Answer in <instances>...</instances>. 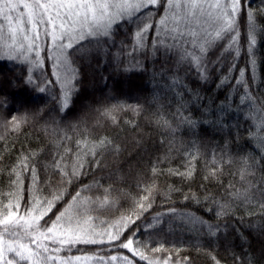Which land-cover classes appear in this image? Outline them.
I'll return each instance as SVG.
<instances>
[{
  "label": "trees",
  "instance_id": "trees-1",
  "mask_svg": "<svg viewBox=\"0 0 264 264\" xmlns=\"http://www.w3.org/2000/svg\"><path fill=\"white\" fill-rule=\"evenodd\" d=\"M165 4L166 0H162L161 6L145 10L152 13L153 27L146 34L143 49L133 51L135 25L124 23L115 34V44L109 42L104 46L106 52L94 48L90 55L74 57L77 78L73 85L78 91L64 113L59 111L55 99L60 96L61 88L52 75L54 62L48 59L47 37L42 41L44 65L31 72L37 83L45 82L41 85L47 89L44 93L36 90L35 85L25 86L30 64L20 62L19 58L0 59V97L6 98V104L0 106V121L42 110L41 116L23 125L19 132L0 126L3 137L0 139V208L9 200L18 201L19 214H24L37 201L39 209H46L48 201H53L51 210L40 220L41 226L50 227L77 191L96 197L102 196L103 189L110 186L113 204L90 213L93 227L103 231L122 216L132 215L135 223H129L127 228L120 225L121 240L132 238L133 247L140 248L148 257L171 256L173 261L190 257L187 264H214L215 256L221 264H264V209L259 207V196L253 203L228 196L230 190L247 187L249 180L258 189H264V0H242L237 21L238 45L223 51L228 44L225 38L208 49L203 62L206 79H201L187 55L196 49L190 44L176 45L162 27H157ZM249 11L253 14L256 37L251 53ZM116 57L121 67H117ZM136 61L140 62L139 67H134ZM124 68L129 70L126 72ZM241 70H244L243 78ZM237 79L247 83V90L244 83H236ZM12 80L19 82L16 87L10 85ZM249 96L253 99L249 100ZM112 105L123 106L117 112V123L103 119L97 123L96 110ZM128 105H139V114ZM86 114L85 129L80 125ZM64 133L72 136L68 142L72 148L76 139L87 134L93 138L107 136L121 150L118 154L106 153L100 167L90 162L83 175L72 177L69 182L67 176L50 167L53 154L60 151L55 145ZM33 154L35 159L30 161V167L32 164L36 167L35 181L30 170L21 168L17 171L22 184H14L13 168L22 156ZM191 156L197 157L192 161L195 171L191 179L170 174L169 169L183 172ZM245 158L249 164H255V174L242 181ZM214 159L220 172L217 178L206 180ZM159 160L163 161L159 164L161 171L153 176L152 166ZM153 181L158 191L152 208L136 219L132 214L136 201L146 194L142 191L144 184ZM230 185L235 187L230 189ZM193 194L197 199L192 198ZM57 196L61 198L54 199ZM218 202L229 203L225 215H217ZM170 209H175L174 215L169 214ZM157 214H160L159 223ZM184 217L206 221L218 227L219 232L213 236L206 227ZM148 224L153 226L148 228ZM160 245L164 251H152ZM52 247L61 249L50 254L62 260L92 257L93 264H105V261L113 264L108 257L127 256L133 264H148L127 249L107 242ZM115 264L124 262L118 259Z\"/></svg>",
  "mask_w": 264,
  "mask_h": 264
},
{
  "label": "snow or ice",
  "instance_id": "snow-or-ice-1",
  "mask_svg": "<svg viewBox=\"0 0 264 264\" xmlns=\"http://www.w3.org/2000/svg\"><path fill=\"white\" fill-rule=\"evenodd\" d=\"M161 3L162 0H0V53H2L0 59L6 57L8 60H16L19 58L22 63L30 64L29 75L24 82L25 86L35 85L36 90L44 93L47 89L41 85L45 82L37 83L31 72L44 65V60L41 57L42 41L47 37L50 41L48 59L54 61L52 75L61 88L60 96L55 99L59 104V111L64 113L70 108L72 97L78 91V88L73 85V81L77 78L76 69L73 67L74 57L90 55L94 48L98 52H106L104 46L109 42L115 44V34L119 31V26L124 23L135 25L133 51L143 49L146 34L153 27L152 13L145 10L157 8L161 6ZM241 8L242 0H166L164 14L160 17L157 27H162L164 32L176 42V45L190 44L193 49H196L191 53H187V50L185 52L191 57L201 79H206V68L203 67V62L208 49L217 41L225 38H227L228 44L223 47V51H229L234 45H238L240 32L237 21ZM248 23L249 52L251 53L256 44L255 25L251 11L248 12ZM153 46L155 47V44ZM174 46L170 45L169 47ZM129 54L131 55V53ZM236 54L239 55L238 47ZM33 55L34 59H31L30 57ZM181 59H185V55H181ZM114 60L117 67H121L119 58L116 57ZM139 66L140 62L136 61L134 67ZM128 70V68H124V71ZM69 73L71 74L69 75ZM243 76L244 70H241L240 77L243 78ZM18 83L16 80L10 81L12 87H16ZM47 83L51 84V81H47ZM236 83L238 85L244 83L247 90L248 85L243 79H237ZM248 99L252 100L253 98L249 96ZM4 104H6V98L0 97V106ZM128 107L139 114V105H128ZM122 108V105H112L102 110L97 109L96 122L100 123L103 119L116 124L117 112ZM41 115L42 110L31 115H12L9 119L0 121V126L6 127L8 131L19 132L23 125ZM87 121L88 115L86 114L82 118L80 126L86 129ZM165 125H167V121H165ZM74 130H79V127H74ZM72 139V136L67 133L59 137V142L55 147L60 151L53 154L50 162V167L58 170L62 176H67L69 182L72 177L83 175L86 165L90 162H94L96 167H100L106 153L118 154L121 150L120 146L115 145L112 139L107 136L93 138L85 134L75 140V148L68 144ZM196 158V156L190 157L183 172L169 169L170 174L191 179L195 171L192 161ZM34 159L35 154L22 156L19 159L16 167L12 170L16 174L14 184L17 182L22 184L20 172L17 171L21 168L25 171L30 170L35 181L36 167L34 164L30 167V161ZM160 163L163 161L159 160L152 166L153 176L161 171ZM213 164L214 166L205 176L206 180L217 178V174L220 172V166L215 159ZM254 169L255 164H249L245 158V167L240 174L241 180L244 181L246 177L253 176ZM229 187L231 189L235 186L230 185ZM142 191L146 194L139 197L132 210L136 219H140L143 213L152 208L154 195L158 188L153 181L145 183ZM103 193L102 196L92 197L82 195L81 191H77L72 197V201L64 211L56 216L50 227L41 226L40 220L51 210L53 201H48L46 209H39L37 201V205L27 209L24 214H19L18 201L13 203L12 200H9L0 208V264H21L22 261H26L27 264H49L57 259L50 253L61 251L60 248L52 247V245L102 244L105 242L127 249L133 256L148 261V264H187L191 259L183 257L173 261L171 256L150 258L140 248L133 247L132 238H128L126 242L121 240L123 230L120 225L123 224V228H127L129 223H135L132 215L122 216L119 221L110 224L108 228L97 231L93 227V217L90 213L106 209L113 204L110 186L105 187ZM228 196L243 203H253L259 196V207L264 209V189H258L255 183L250 180L247 181V187L236 188L235 191L230 190ZM59 198L61 197H54V199ZM192 198L197 199L195 194ZM185 199H189V197L185 196ZM218 203L220 210L217 215H225L226 209L230 206L229 203ZM37 212L38 214H35ZM169 214L174 215L175 209H170ZM159 217L160 214H157V223L160 222ZM184 219L200 224L202 228L206 227L213 236L219 232L218 227L214 228L206 221H193L189 217H184ZM152 226V224H148L146 227L151 228ZM105 237L107 241H105ZM164 250L163 245L152 249L153 252ZM197 250L199 251V249ZM176 251L179 252V249ZM81 259L79 256L71 257L63 264H72V261L79 264ZM83 259L89 261L93 258L84 257ZM99 259L105 260L104 257ZM107 259L113 264L118 259L124 264H133L127 256H110ZM212 259L214 264H221L215 256Z\"/></svg>",
  "mask_w": 264,
  "mask_h": 264
},
{
  "label": "rangeland",
  "instance_id": "rangeland-1",
  "mask_svg": "<svg viewBox=\"0 0 264 264\" xmlns=\"http://www.w3.org/2000/svg\"><path fill=\"white\" fill-rule=\"evenodd\" d=\"M49 43H50V41H49ZM32 58H34V55L33 56H31ZM21 62V61H20ZM54 62V61H53ZM24 63H26V62H24ZM28 64V63H27ZM35 214H37V213H35ZM65 260H62V259H55L53 262L51 261V262H49V264H63V262H64ZM72 264H76V262L75 261H72ZM79 264H93L92 263V260H89V261H84V259L82 258L81 259V261L79 262Z\"/></svg>",
  "mask_w": 264,
  "mask_h": 264
},
{
  "label": "bare ground",
  "instance_id": "bare-ground-1",
  "mask_svg": "<svg viewBox=\"0 0 264 264\" xmlns=\"http://www.w3.org/2000/svg\"><path fill=\"white\" fill-rule=\"evenodd\" d=\"M4 96V95H3Z\"/></svg>",
  "mask_w": 264,
  "mask_h": 264
}]
</instances>
